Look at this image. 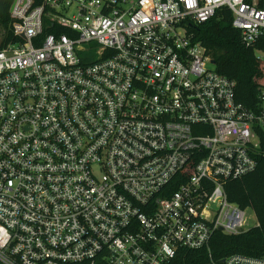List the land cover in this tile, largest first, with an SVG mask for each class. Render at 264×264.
Returning a JSON list of instances; mask_svg holds the SVG:
<instances>
[{"label": "built area", "instance_id": "1", "mask_svg": "<svg viewBox=\"0 0 264 264\" xmlns=\"http://www.w3.org/2000/svg\"><path fill=\"white\" fill-rule=\"evenodd\" d=\"M223 8L264 61V0L12 1L1 263L168 264L181 248L210 251L217 231L259 225L227 186L258 166L264 86L255 112L191 31Z\"/></svg>", "mask_w": 264, "mask_h": 264}, {"label": "trees", "instance_id": "2", "mask_svg": "<svg viewBox=\"0 0 264 264\" xmlns=\"http://www.w3.org/2000/svg\"><path fill=\"white\" fill-rule=\"evenodd\" d=\"M13 0H0V27L5 41L12 38L10 6ZM37 4L43 0H35ZM233 15L223 8L217 15L191 31L215 60L216 70L236 82V96L247 107L257 112L261 105L260 88L264 86V61L257 56V45L246 46L238 30L232 25ZM229 199L256 213L259 225L239 234L217 231L208 248H181L168 264H205L212 257L219 261L235 253L264 255V140L257 168L244 177L230 181Z\"/></svg>", "mask_w": 264, "mask_h": 264}, {"label": "rangeland", "instance_id": "3", "mask_svg": "<svg viewBox=\"0 0 264 264\" xmlns=\"http://www.w3.org/2000/svg\"><path fill=\"white\" fill-rule=\"evenodd\" d=\"M0 35L2 36V38L4 37L3 36V30L2 28L0 27ZM259 55H262L264 56V54H259ZM255 212L253 209H249L248 210V216L250 217L249 221H248V227H253V226H256L258 224V219L255 218L254 216ZM0 264H3L0 262Z\"/></svg>", "mask_w": 264, "mask_h": 264}, {"label": "water", "instance_id": "4", "mask_svg": "<svg viewBox=\"0 0 264 264\" xmlns=\"http://www.w3.org/2000/svg\"><path fill=\"white\" fill-rule=\"evenodd\" d=\"M212 63H215V60L214 59L212 60Z\"/></svg>", "mask_w": 264, "mask_h": 264}]
</instances>
